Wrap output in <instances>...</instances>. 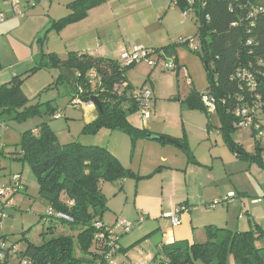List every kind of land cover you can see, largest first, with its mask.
<instances>
[{"label":"rangeland","instance_id":"obj_1","mask_svg":"<svg viewBox=\"0 0 264 264\" xmlns=\"http://www.w3.org/2000/svg\"><path fill=\"white\" fill-rule=\"evenodd\" d=\"M30 1L11 0L5 4V1L0 0V62L1 58L6 62L0 64V86L14 76L40 66L43 55L56 54L65 59L71 52L87 53L89 46L95 49L101 47L103 51L106 45L114 43L126 48L135 46L129 41L134 40L131 35L135 34L131 14L140 9L139 2L133 5L127 1L122 5L119 0H108L105 5L90 12L97 11L93 16L90 17L89 13L85 20L58 32L54 24L71 14L69 6L76 0H33V6H30ZM259 1L264 3V0ZM11 2L17 3L24 11L22 19L13 16ZM111 10L119 16L111 17ZM148 10L149 18H152L151 8ZM2 15L6 18L3 23ZM92 21H97L99 26L92 25ZM150 26V32L155 28L163 33L161 40L149 38L143 42L144 46L150 44L144 49L151 54L150 49H161L171 44L175 46L176 54L166 58L151 55L148 59L157 62L156 66H152L148 60H142L127 70L131 89L143 87L152 92V116L148 124L145 125L137 112L128 117V122L136 129L148 130L145 126H149V132L159 135L162 132L175 140L185 141L196 164L190 162L189 154L178 146H167L172 147L175 153L169 157L157 148L158 145L164 147L158 142L140 138L134 144L128 134L108 129H102L95 135L87 134L80 123L79 131L72 129L73 134L77 135L76 140L86 146H100L113 151L126 169L142 177L139 181H126L122 191L119 184H105L109 190L106 196L110 210L102 218L104 223L112 226L119 210H124L127 215L137 213L138 209L145 215L153 209L161 211L162 192L166 191L167 199L170 195L176 196V199L185 197L186 201L194 198L196 203L202 204L204 213L215 211L209 207L215 203L217 208L230 207V225L219 229L246 232L257 229V224L263 235L257 240L256 246L264 249V169L239 157L225 143L220 117L216 112L211 111L209 114L191 110L183 107L180 101L188 99L191 94H204L208 90L207 71L201 55L187 43L183 44L190 39H194V46L199 42L200 24L193 14L188 18L180 10L158 22L150 19ZM166 62H175L176 68L173 71L166 69ZM60 76L59 69L42 68L31 74L24 83L23 91L30 101L29 105L37 107V115L21 121L16 119L15 114H0V123L6 125L0 130V146L4 148V154H0V188L10 186L11 190L12 176L18 178L25 188V191L18 190L17 194L5 191L6 199L0 197V237L8 248L16 246L17 251L26 249L25 241L40 237L42 217L46 216L49 207L39 194V185L30 166L19 159L18 145L24 132L36 129L47 121L58 132L61 144H67L64 142H67L65 139L68 134L60 130V127L65 126L66 118L63 115L62 120L54 119L52 114H64L67 109H72L70 101L75 90L70 81ZM123 90L120 88V92ZM87 111L97 113L95 109ZM261 124L264 127V115L261 116ZM231 138L236 145L241 146L243 152L255 153L256 140L251 129L234 127ZM259 148L264 160V139ZM162 157L171 163L164 165L160 161ZM159 168L160 172L155 173ZM175 174L177 176H173ZM13 185H16L15 181ZM229 192L236 195L235 203L222 202ZM201 196L203 200L199 201ZM258 200L262 202L258 203ZM7 201H10L11 208L6 210L3 204ZM192 202L188 201L189 204ZM242 214L244 217L241 219ZM57 228L63 233H71L70 227L63 223L58 222Z\"/></svg>","mask_w":264,"mask_h":264},{"label":"trees","instance_id":"obj_2","mask_svg":"<svg viewBox=\"0 0 264 264\" xmlns=\"http://www.w3.org/2000/svg\"><path fill=\"white\" fill-rule=\"evenodd\" d=\"M107 1L76 0L69 6L71 14L56 22L54 28L59 32L85 20L92 10L105 5ZM170 2L188 18L190 14L196 17L200 24V49L196 52L201 55L204 64H207L208 90L204 94L195 93L186 100H180L182 106L206 113L202 96H212L216 101V113L220 117L225 143L239 157L264 169L259 148L261 141L255 139L257 149L255 153L249 154L243 152L241 146L236 145L231 138L234 127L239 129L238 124L243 120L238 116V112L242 110H247L248 117L264 129L261 124V116L264 115V3L259 0ZM186 48L189 49L187 46ZM150 51L152 55L157 54L162 58L176 54L175 46L171 44ZM42 62L30 72L16 75L0 86L1 115L15 114L16 119L21 121L37 115V107L29 105L30 101L23 91L24 83L40 69L54 67L60 70V77L65 80V70L75 73V82L67 80L74 85L75 92L71 100L81 90L83 100L89 102L96 97L102 105L101 112L97 109V120L86 126L84 133L95 135L102 129H108L128 134L134 144L142 138L163 146L172 145L167 142L168 139H173L169 136L136 129L129 124L128 117L138 113V107L132 97L134 89H131L127 81V70L132 66H124L121 58L116 60L71 52L65 59L56 54L43 55ZM92 72L96 74V87L91 84L89 75ZM124 82L128 84L127 88L117 93L116 87ZM58 113L61 112L52 114L54 119ZM4 128L6 125L0 123V130ZM35 130L24 132L18 147L19 159L30 166L39 185V194L49 206L46 216L42 217V241L34 244L27 240L26 249L17 251L16 246L8 248L0 237V264H119L117 256L121 250L117 230L126 231L117 227V222L126 220L119 218L112 226L104 223L102 218L110 210L104 186L106 183L119 184L122 191L126 181H139L142 177L126 169L107 148L86 146L77 141L61 144L48 122L39 124ZM252 133L255 138V132ZM149 135L156 139H148ZM175 141L178 143L176 146L189 154L185 141ZM3 151L4 148L0 146L1 155L4 154ZM189 160L196 162L191 154ZM158 172L160 168L155 171ZM11 178V190L10 186L1 188L10 194H17L19 191L13 185L14 177ZM21 190L25 191V188L22 187ZM234 196V202L227 201L228 196L222 202L235 203L236 195ZM5 197L6 195L2 198ZM7 204L9 206L5 207ZM3 205L6 210L11 208L10 201ZM184 206L182 204L181 209H187ZM212 206L216 208L217 203ZM181 209L176 212L179 216L183 211ZM243 215H240L241 219ZM58 222L68 225L71 233L59 231ZM127 223L133 228L131 223ZM255 225L257 229L246 232L208 226L205 228V243L164 246L155 256L154 263L264 264V249L256 246L263 233ZM114 244L117 251L110 256Z\"/></svg>","mask_w":264,"mask_h":264},{"label":"crops","instance_id":"obj_3","mask_svg":"<svg viewBox=\"0 0 264 264\" xmlns=\"http://www.w3.org/2000/svg\"><path fill=\"white\" fill-rule=\"evenodd\" d=\"M3 1H5V4H8L11 0ZM127 1L133 5H138V2L140 4V9L136 10V13L131 14V20L133 22L132 26L135 30V34L131 35L134 40L129 41L135 44L134 47H150V44L148 43L145 44V46L143 44V42L148 41L149 38H157L161 40L163 31H156L155 28L152 29L151 32L149 31L152 28L150 26V19H152L153 22H158L161 19H166L170 13L175 14L180 12L177 7L171 4L170 0H119L121 4ZM149 8H151L152 18H149ZM137 11L139 12L137 13ZM95 12L97 11L92 12V14L90 13V17L91 15L93 16ZM109 15L111 17L119 16L118 13L114 14L113 10H111ZM17 18L22 19L20 17ZM105 19L102 21L103 23ZM91 24L99 26V23L97 21H92ZM126 35L127 37H129V39H131L130 35ZM114 44L115 45H106V49L104 51L103 49H101V47L99 49H95L94 47L89 46L88 50H86V54L95 57H105L109 59L119 60L121 52L126 49V47L118 43ZM32 59L33 57H31V60ZM1 61L2 62H0V64L6 63L3 58H1ZM63 115L66 118V123L64 127H60V130L65 131L66 134H68V137L65 139V141L67 142L64 143H71L75 141L80 143V140H76L77 135L75 136V134H73L72 129L76 128L79 131L80 123L85 128L86 126L91 125L93 122H95L98 118V113L91 111H79L74 108L67 109ZM145 128L150 130L149 126H145ZM33 131L36 130L33 129ZM54 132L59 137L58 132L55 130ZM160 133V135H164V133ZM157 148H159V150H161L163 153L169 155V157L175 154L173 153V149H171L172 147H162L158 145ZM111 152L112 154L116 155L113 151ZM160 161L166 166L168 165L167 163H171V161L168 160L166 157H162ZM173 173H176L175 170H173ZM173 176L177 175L175 174ZM104 191H109L106 185L104 186ZM165 193L166 191L162 192L163 207L162 210L159 212H157V210L154 211L153 209L152 212H148V215H145L143 212H138V209L137 213L127 215L124 210H114L117 211V215L113 224L116 223L117 219L122 218L123 220H126L127 222L133 225V228H131L128 232H124L122 229L117 230V233L119 235V246L121 250V252L117 256V262L119 264H140L144 262L148 264H155L154 258L161 251L162 247L185 243L189 245L203 244L207 241L205 233L206 227H229L230 207L227 209H223V207H216L214 208L215 211H213L212 213L206 211V213H204L203 209L201 208L202 204L196 203L194 198H188V201H193L192 204H189L188 201H186L187 198L185 197L176 199V196L170 195L167 199ZM202 197L203 196H201V199L199 201L203 200ZM182 204L185 205L184 207H187V209H181L180 206ZM180 209L183 210L180 214L181 224L177 227H174L172 226L168 216L179 212ZM41 234L42 229L40 231V237H38L37 240L29 241H32L34 244H40L42 241ZM170 237H172L173 240H170Z\"/></svg>","mask_w":264,"mask_h":264},{"label":"built area","instance_id":"obj_4","mask_svg":"<svg viewBox=\"0 0 264 264\" xmlns=\"http://www.w3.org/2000/svg\"><path fill=\"white\" fill-rule=\"evenodd\" d=\"M179 1V0H177ZM188 3H193L194 0H185ZM34 2L33 0L30 1V6H33ZM11 11L12 13L16 16V17H20L23 18L25 16L24 11L18 6L17 3L11 2ZM186 15V14H185ZM5 16L2 15L1 16V22L5 21ZM184 43H187L191 49L198 51L200 49L199 43L195 44L194 39H190L188 41H184ZM131 49V50H129ZM152 55L149 52H147V50H145L142 47H130V48H126L124 49L121 54H120V58H121V62L123 63L124 66L128 67V66H133L135 65V63L140 62L142 60L145 61H149V63L152 66H156L158 63L157 62H153L151 60L148 59V57H150ZM166 69L173 71L176 68V63H167L166 62ZM91 77V84L93 87H96V83L95 82V78H96V74L95 73H90L89 75ZM188 83L190 84L191 82L188 81ZM127 83L124 82L122 84L119 85V87H116V92L117 93H121L120 92V88H127ZM82 91L80 90V94L76 95L70 102V106L76 110H80V111H86V110H97V108L94 107L93 102H86L85 100L82 99L81 97ZM132 97H134V100L136 101L137 107H138V114L139 117L141 118V120L147 124L148 121L151 119L152 116V106H151V100H152V92L147 89V88H141V89H134L132 91ZM203 99V103L205 105V108L207 110V112L210 114L211 111L216 112L217 111V106H216V101L212 96H209L207 94H205L204 96H202ZM238 116L241 117L243 120L238 124V128L239 129H251L253 132H255V139L258 141H262L264 139V129L261 127V125L257 122L254 121V119L248 117V111L247 110H242L240 112H238ZM63 118V114L62 113H58L55 116V119H61ZM16 182L15 187L16 191L20 190L22 188V185L19 181L18 178L14 177V180ZM21 186V187H19ZM6 195L5 190L3 188L0 189V197H4ZM235 196L233 193H230L227 197V201L229 202H234ZM262 202L261 200L258 201ZM9 205H5V207H8ZM210 208H213V206H210ZM49 214H52V210H50ZM60 217H63L62 215H59ZM168 218L171 221L172 226L177 227L181 224V218L177 213L171 214L168 216ZM117 227L123 228L126 232H128L131 228L130 225L126 222V221H122L119 220ZM101 225H98V227H100ZM170 240H173L172 237L169 238ZM173 244V243H171ZM117 251V247L114 244V248L111 250V254L110 256H112L113 254H115V252ZM140 264H147L146 262L144 263H140Z\"/></svg>","mask_w":264,"mask_h":264},{"label":"water","instance_id":"obj_5","mask_svg":"<svg viewBox=\"0 0 264 264\" xmlns=\"http://www.w3.org/2000/svg\"><path fill=\"white\" fill-rule=\"evenodd\" d=\"M204 65L207 66L206 63ZM65 74H66V79L67 80H72V83L75 82V80H76L75 73H73L72 71L65 70ZM91 100L96 104L98 111L101 112L102 111V105L99 102V100L96 97H93ZM148 139L154 140L156 138H153L151 135H149ZM167 142L172 144V145H175V146L178 145V143L175 140H173V139H168Z\"/></svg>","mask_w":264,"mask_h":264},{"label":"flooded vegetation","instance_id":"obj_6","mask_svg":"<svg viewBox=\"0 0 264 264\" xmlns=\"http://www.w3.org/2000/svg\"><path fill=\"white\" fill-rule=\"evenodd\" d=\"M82 94H83V92H82ZM82 94H81V97H82Z\"/></svg>","mask_w":264,"mask_h":264},{"label":"clouds","instance_id":"obj_7","mask_svg":"<svg viewBox=\"0 0 264 264\" xmlns=\"http://www.w3.org/2000/svg\"><path fill=\"white\" fill-rule=\"evenodd\" d=\"M148 264V263H147Z\"/></svg>","mask_w":264,"mask_h":264}]
</instances>
